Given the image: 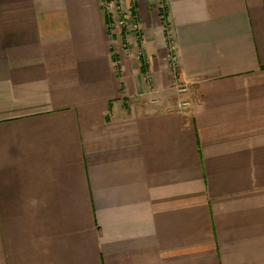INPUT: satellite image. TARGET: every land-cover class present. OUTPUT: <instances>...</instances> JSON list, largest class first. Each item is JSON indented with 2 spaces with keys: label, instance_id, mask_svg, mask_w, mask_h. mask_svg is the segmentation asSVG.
<instances>
[{
  "label": "crops",
  "instance_id": "obj_1",
  "mask_svg": "<svg viewBox=\"0 0 264 264\" xmlns=\"http://www.w3.org/2000/svg\"><path fill=\"white\" fill-rule=\"evenodd\" d=\"M124 3L0 0V264H264V0Z\"/></svg>",
  "mask_w": 264,
  "mask_h": 264
},
{
  "label": "built area",
  "instance_id": "obj_2",
  "mask_svg": "<svg viewBox=\"0 0 264 264\" xmlns=\"http://www.w3.org/2000/svg\"><path fill=\"white\" fill-rule=\"evenodd\" d=\"M100 7L105 18V26L109 32H115L119 35L123 51H128L133 44L141 43L143 39L142 26L139 22L137 13L132 8L127 7L124 0H99ZM129 35L134 36V42L129 39ZM166 62L174 74L178 73V52L174 38L171 33L166 36ZM139 57L143 55V49L137 51ZM177 93H183L188 90L187 84L176 80L174 85ZM189 105V101L179 99L177 101V110L181 111Z\"/></svg>",
  "mask_w": 264,
  "mask_h": 264
}]
</instances>
